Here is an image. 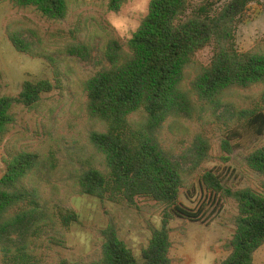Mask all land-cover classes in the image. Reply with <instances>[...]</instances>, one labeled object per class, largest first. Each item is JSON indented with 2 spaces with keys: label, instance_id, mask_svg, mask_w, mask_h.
<instances>
[{
  "label": "trees",
  "instance_id": "trees-1",
  "mask_svg": "<svg viewBox=\"0 0 264 264\" xmlns=\"http://www.w3.org/2000/svg\"><path fill=\"white\" fill-rule=\"evenodd\" d=\"M258 1L152 0L148 15L127 43L97 19L94 31L85 22L68 37L58 34L65 42L55 51L32 22L20 23L42 51L22 39L17 28L7 29L15 49L46 61L55 80H29L18 96H1L0 79V149L5 151L7 167L0 179V264H47L53 246L65 247V236L80 221L63 200L44 202L35 183L43 161L56 170L57 158L50 152L17 148L20 137L10 135L18 125V107L45 118L54 112L46 95L63 87L54 52L88 61L96 46L110 67L78 86L85 110L96 123L89 141L98 155L76 176L77 194L138 211L161 210L162 225L149 223L151 238L142 248L141 261L120 239L111 220L101 231L104 243L96 252L73 263L60 259L54 264H176L171 257L170 225L175 219H201L180 201L183 190L191 199L197 182L211 195L233 200L238 209L235 233L225 245L229 255L216 264H254L256 251L264 245V145H255L247 158L249 168L261 178L260 189L234 191L213 170L204 168L212 143L203 133H197L200 143L194 164L184 169L159 148L150 129L173 112L184 111L192 122L201 123L202 130L212 119L221 121L236 138L264 136V39L244 53L236 45L237 27ZM5 2L31 7L49 21L65 22L73 11L90 5L120 12L129 0H0ZM208 49L212 56L205 64L199 55ZM228 103L236 107L232 119L219 118L216 111ZM220 147L223 155H232L235 148L226 136ZM138 199L154 205L141 207ZM26 235L22 242L3 241L6 236Z\"/></svg>",
  "mask_w": 264,
  "mask_h": 264
},
{
  "label": "rangeland",
  "instance_id": "rangeland-1",
  "mask_svg": "<svg viewBox=\"0 0 264 264\" xmlns=\"http://www.w3.org/2000/svg\"><path fill=\"white\" fill-rule=\"evenodd\" d=\"M128 4L129 2L122 8L121 13L127 10ZM110 13L102 7L90 5L80 11H73L65 22H54L43 18L31 7L21 9L9 2L0 4V79L3 83L1 96H18L23 84L29 80H55L53 70L46 61L33 59L15 49L7 34L9 27L17 28L22 39L42 51L37 39L24 30L20 23L32 22L46 35L47 46L55 51L56 47L65 42L57 37L58 34L68 37L70 31L85 25V22L86 28L94 31L97 27L96 19L109 24ZM144 18H140V25ZM114 33L122 43L130 40L120 37L115 30ZM263 39L264 0H259L250 5L247 20L237 27V49L241 53L247 52ZM98 48L99 46H96L88 61L54 52L63 74L62 89L46 95L51 97L48 104L55 107L54 112L45 118L40 113L28 112L24 107H18V125L10 135L16 134L20 137L17 148L39 150L43 154L50 152L57 158L56 170L49 167L47 160L43 161L35 183L43 193L44 202L49 203L59 198L64 201L65 206L75 210L80 218L79 223L74 224L65 236L66 246H53L47 264H54L60 259L73 263L80 257L96 252L104 243L101 231L111 220L118 226L120 239L141 261L142 248L148 246L151 238L149 223L157 228L162 225L161 210L154 211L149 207L138 211L77 194L76 176L95 154L98 155L89 141L92 131L97 128L96 123L85 110V98L78 88L83 80L110 67ZM211 56L212 51L208 49L200 53L199 59L208 64ZM235 109L233 103H228L219 108L216 115L231 120ZM198 132L203 133L212 143L211 156L204 164L205 169L213 170L223 179L224 185L234 191L246 188L260 189L261 178L249 168L247 158L255 145H264V136L236 138L221 121L212 119L206 129L202 130L201 123L198 120L192 122L184 111L173 112L166 120L150 129L159 148L184 169L190 168L197 158L200 143ZM223 136L233 140L235 148L232 155L222 153L220 141ZM4 157L5 151L0 149V179L7 168ZM180 201L186 208L198 213L201 219L197 222L184 219L171 222V240L174 244L171 257L176 260V264H200L205 258L209 264L224 260L229 255L225 245L235 233L234 220L238 214L236 203L231 199H220L219 196L211 195L203 190L198 182L191 199L187 198L183 190ZM138 204L141 207L154 205L144 199H138ZM26 237L27 235L6 236L3 241L22 242ZM254 264H264V245L256 251Z\"/></svg>",
  "mask_w": 264,
  "mask_h": 264
},
{
  "label": "clouds",
  "instance_id": "clouds-1",
  "mask_svg": "<svg viewBox=\"0 0 264 264\" xmlns=\"http://www.w3.org/2000/svg\"><path fill=\"white\" fill-rule=\"evenodd\" d=\"M150 4L151 0H129L126 11L109 14L108 23L120 37L131 39V34L140 27V18L148 15ZM200 264H209V261L205 258Z\"/></svg>",
  "mask_w": 264,
  "mask_h": 264
}]
</instances>
